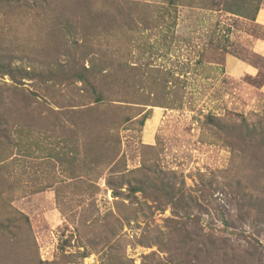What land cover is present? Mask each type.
<instances>
[{
	"label": "rangeland",
	"instance_id": "obj_1",
	"mask_svg": "<svg viewBox=\"0 0 264 264\" xmlns=\"http://www.w3.org/2000/svg\"><path fill=\"white\" fill-rule=\"evenodd\" d=\"M262 3L0 0V264H264Z\"/></svg>",
	"mask_w": 264,
	"mask_h": 264
},
{
	"label": "crops",
	"instance_id": "obj_2",
	"mask_svg": "<svg viewBox=\"0 0 264 264\" xmlns=\"http://www.w3.org/2000/svg\"><path fill=\"white\" fill-rule=\"evenodd\" d=\"M253 22L264 29V0ZM247 37H249L251 41L248 48L253 53L264 57V37L259 35H250ZM226 64L233 76H242L245 74L249 76H256L259 74V70L256 68L255 64H252L248 60H241L235 58L234 56H229Z\"/></svg>",
	"mask_w": 264,
	"mask_h": 264
},
{
	"label": "trees",
	"instance_id": "obj_3",
	"mask_svg": "<svg viewBox=\"0 0 264 264\" xmlns=\"http://www.w3.org/2000/svg\"><path fill=\"white\" fill-rule=\"evenodd\" d=\"M259 10V9H258ZM258 12V11H257ZM257 14V13H256ZM256 17V16H255Z\"/></svg>",
	"mask_w": 264,
	"mask_h": 264
}]
</instances>
